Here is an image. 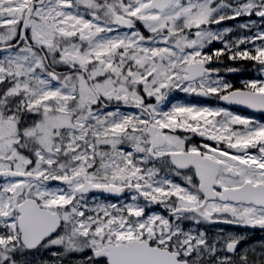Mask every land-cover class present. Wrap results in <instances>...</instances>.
Returning <instances> with one entry per match:
<instances>
[{
  "label": "snow or ice",
  "instance_id": "snow-or-ice-1",
  "mask_svg": "<svg viewBox=\"0 0 264 264\" xmlns=\"http://www.w3.org/2000/svg\"><path fill=\"white\" fill-rule=\"evenodd\" d=\"M256 113L264 0H0V264H264Z\"/></svg>",
  "mask_w": 264,
  "mask_h": 264
},
{
  "label": "flooded vegetation",
  "instance_id": "flooded-vegetation-1",
  "mask_svg": "<svg viewBox=\"0 0 264 264\" xmlns=\"http://www.w3.org/2000/svg\"><path fill=\"white\" fill-rule=\"evenodd\" d=\"M252 74H249L248 71L242 72L240 74H238V77H250ZM243 111V110H241ZM244 114H249V112L243 111ZM256 115L257 117L264 119V114L262 115H258V114H253ZM111 199H115V198H111ZM209 227H220V228H229L230 226H226V225H215V226H209ZM248 231V237H249V242L250 243H255L257 241H262L264 240V231H261L259 229L256 230H247Z\"/></svg>",
  "mask_w": 264,
  "mask_h": 264
},
{
  "label": "water",
  "instance_id": "water-1",
  "mask_svg": "<svg viewBox=\"0 0 264 264\" xmlns=\"http://www.w3.org/2000/svg\"><path fill=\"white\" fill-rule=\"evenodd\" d=\"M243 111L249 112L248 110H243ZM256 114H259V113H256ZM260 115H261V114H260Z\"/></svg>",
  "mask_w": 264,
  "mask_h": 264
},
{
  "label": "trees",
  "instance_id": "trees-1",
  "mask_svg": "<svg viewBox=\"0 0 264 264\" xmlns=\"http://www.w3.org/2000/svg\"><path fill=\"white\" fill-rule=\"evenodd\" d=\"M230 24V22H228ZM249 74H252L251 72H249Z\"/></svg>",
  "mask_w": 264,
  "mask_h": 264
},
{
  "label": "rangeland",
  "instance_id": "rangeland-1",
  "mask_svg": "<svg viewBox=\"0 0 264 264\" xmlns=\"http://www.w3.org/2000/svg\"><path fill=\"white\" fill-rule=\"evenodd\" d=\"M232 23H234V22H230V24H232Z\"/></svg>",
  "mask_w": 264,
  "mask_h": 264
}]
</instances>
